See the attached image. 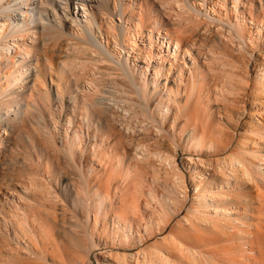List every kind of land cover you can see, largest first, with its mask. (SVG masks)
<instances>
[{
    "label": "bare ground",
    "instance_id": "1",
    "mask_svg": "<svg viewBox=\"0 0 264 264\" xmlns=\"http://www.w3.org/2000/svg\"><path fill=\"white\" fill-rule=\"evenodd\" d=\"M65 1V7L61 8V4L58 7L67 12L66 21L69 23L70 35L91 52L92 60L109 68L113 77L117 78V81L121 79L122 82L127 83L135 95L134 101H123L118 98L116 92H108L109 94L107 93L108 95L106 94L107 96L103 99L114 101L110 104L111 110L122 103L131 105L134 110L138 109L141 118L147 122V126L156 130L158 140L168 139L175 148L181 147L183 137L187 136L188 144L196 145L201 150L210 144L211 148H215V152L230 151L229 146L214 140L208 143V136L201 135L204 125L216 122H206L203 116L204 122L202 117H198L197 110L192 106L193 100L199 89H205L207 96L213 92L217 93V89H220L216 85L218 74H216L215 67H212L214 66L212 62L220 60L219 57L222 55L219 52L220 45L225 48L236 47V44L240 47L241 45L247 47L248 40L251 44L253 42L251 36L253 30L256 29L258 35L256 38L262 34L264 0H160L158 3L154 2V8L146 4L144 0L138 5L133 1L129 6L122 0H112V2L107 0L108 3H105L107 5H104L107 6L106 8L101 5L102 0ZM96 5L107 13L102 11L103 16L101 17L95 14ZM71 6L77 7V10L70 12ZM51 10V18L62 24L63 18H59L57 10ZM117 15L118 18H116ZM43 16L48 17L45 1L0 0V45H4V51L2 48V53L0 52V117H3L0 119V124L4 120L9 122V118L13 117L12 125L16 128L19 115H25L24 118L34 115L30 108L38 105L37 97L41 96L43 90L50 95L47 87L43 86L47 70H50L52 84L55 85L54 78L56 77L59 83H66L68 86L74 84L78 91L67 93L66 89L63 91L62 86L58 85L56 88L58 95L54 99V106L60 108L61 112L58 111L59 122H56L55 118L54 121L56 125H62V129L66 127L65 122H69L68 127H73V130L69 129L75 134L74 140L79 141L80 145H75L74 141H68V133H66L67 139H62L60 142L59 148L63 153L65 163L62 169L64 175L57 170L46 173L48 175L46 184L49 186L47 190L50 195L47 200L48 204L46 201L43 203L44 200L39 199L35 202L33 200L34 204L27 205L30 208L29 211L19 204L17 196L9 197L5 194L4 200L10 205L11 203L16 205L13 218L9 219V216L5 215L2 210V204H5V201L3 202L0 198V264H14L13 262L43 264L42 261L47 262L38 247L37 239H42L40 242L42 246L51 245L53 250L58 249L59 251V247L63 249L66 246L63 243L61 245L62 241L57 237L55 230L58 216L49 212L47 206H50L49 209L53 211L57 210L59 209L57 204L61 201L60 210L63 217L71 214L76 218V222H70V226L80 229L87 239L92 240L88 227L89 216L92 212H97L95 220L98 222L103 209H107L112 200L107 196L99 198L98 206H96L98 208L95 209L93 198L90 197L86 188L84 192L73 188L70 176L78 173L83 182H88L95 173L94 169L87 167L86 162L92 160V156L99 155V152H90L87 149L84 145L85 137L80 131L86 127L94 133L91 125L102 124L90 118L87 104L81 107L76 94L84 95L85 92L90 93L94 90L93 79H90L87 73L86 78L89 81L84 80L81 83L83 80L80 81L77 78V74L68 67V64L66 66L59 59L56 60L55 56L46 50L45 38H49L47 30L44 29L46 34L44 33L43 37L38 35ZM115 19H118L120 24H117ZM97 33L101 39H105L104 45L98 40ZM70 35L68 37H71ZM216 38L221 39L220 45L216 43ZM213 41L216 43H213L214 46L210 44ZM9 42L14 44L13 49ZM56 57L59 58V56ZM203 60L208 68L206 74L199 67L200 64L203 67ZM260 88L264 95V81ZM98 89L95 91L96 94L100 92ZM66 103L71 104L70 110V106H65ZM124 111L129 112L128 109L122 108L123 113ZM78 114L84 121L78 117ZM124 116L119 117L124 119ZM24 118H21V122ZM78 120H82L80 126H76V123L79 125ZM76 127H79V130ZM113 127L110 128L108 134L114 142L113 151L126 152L125 143H129V139L124 142L122 137L114 132L116 128L113 129ZM95 129V134H98L102 133L105 128L97 126ZM258 133L255 131L256 135L264 137V133ZM88 135L91 138V133ZM136 136V132H132L131 140ZM160 142H157L158 148L161 146ZM138 143L139 146L145 148L140 149L144 154L140 155V159L143 160L151 154L163 157L162 152L158 150L151 152V145L144 146L142 141ZM165 158L169 156L165 154ZM224 162L230 164L233 173H240L242 181L231 186L233 196L229 200L221 198L224 206L222 209L211 208L209 205V199L217 201L212 182L208 184L195 182L194 199L196 201L191 205L188 217L182 223L184 231L181 230L183 232L173 236L174 241L181 244L180 250L183 256L179 262L180 256L176 255V262H171V264H264V168L262 170L256 162L244 159L240 152L232 151L228 160ZM260 162L264 165L262 154ZM98 166L101 164L98 163ZM195 175L199 177L198 179H202L198 172H195ZM248 188H251V191L246 194L245 191ZM82 193L83 196H81ZM66 196L68 199L72 197V200L81 201L86 222L79 220L78 215L71 211L68 204L64 206L63 200L66 203ZM255 201L260 207L253 208ZM36 205H39L41 209L35 207ZM201 218L208 221L207 229L210 234L203 229ZM125 223L130 224V231L135 226L136 233L140 235L138 240L142 244L149 241V236L141 234L137 219L133 217L123 219L115 215L112 225L116 227V233L120 241H123L125 248L132 247L133 240L137 239L133 235H128L126 228L122 226ZM62 225L69 227L63 219ZM168 225L169 223L166 222L159 231L164 232ZM92 246L94 247V244ZM92 246L91 250H93ZM5 248H22L24 256L12 261L11 255L5 256ZM148 254L150 253L144 250L141 254L138 253L136 258ZM160 257L163 262V257L161 255Z\"/></svg>",
    "mask_w": 264,
    "mask_h": 264
},
{
    "label": "rangeland",
    "instance_id": "2",
    "mask_svg": "<svg viewBox=\"0 0 264 264\" xmlns=\"http://www.w3.org/2000/svg\"><path fill=\"white\" fill-rule=\"evenodd\" d=\"M42 1L46 2L48 17L43 16V21H41L38 29L40 34L38 35L43 37L44 29L47 30L49 38H45L47 41L46 50L55 56L56 60L59 59L66 66L68 64V67L77 74V78L80 81L83 80L81 83L84 80L89 81L86 78L87 73L90 75L88 77L93 79L94 90H91L90 93L85 92L84 95L76 94L79 97L78 103L81 107L87 104L90 118L102 124L91 125L94 133L86 127L83 128V131H80L81 135L85 137L86 143L84 145L87 149L90 152H99V155L92 156V160L86 162L87 167L94 169L95 173L88 182H83L78 173H73L70 176L73 188L74 190L81 189L83 192L86 188L87 192L90 193V197L93 198L95 209L98 208L96 206H98L99 198L107 196L112 199L110 206L108 205L107 209H103L98 222L95 220L97 212H92L89 216L88 227L92 240L87 239L80 232V229L70 226V222H76V218L72 217L71 214L63 217L60 210L61 201L57 204L59 205L57 210L53 211V209H49L50 206H47L49 212L58 216L55 230L57 237L62 241L61 245L63 243L66 246L63 249L59 247V251L58 249L53 250L51 245L42 246L40 243L41 238V240L37 239L38 247L47 259V262L42 261V263L171 264V262H176V255L180 256V262L183 256V252L180 250L181 244L175 242L173 236L184 231L182 223L188 217L191 205L196 201L194 199L196 194L195 182L197 184L212 182V186L215 187L214 195L217 201L209 199V205L211 208L222 209L224 206L221 198H228L225 200H229L233 196L231 186H234L238 181H242L240 173H233L230 164L224 162L228 160V156L232 151L240 152L244 159L256 162L257 165L262 167V170L264 168V165L260 162L261 154L264 155V137L255 134V131L259 132L258 134L264 133V95L260 88L264 81V30L262 34H259V38H256L258 36L256 29L253 30L251 33L253 42L251 44L248 40L247 47H242V45L240 47L237 44L236 47H221V39L216 38V43L221 48L219 52L222 55L219 57L220 60L212 62V65H214L212 67H215L216 74H218L216 85L220 89H217V93L213 92L208 96L205 89H199L193 100L192 106L193 109L197 110L198 117L203 118L204 116L206 120L201 119L206 122H216L215 124L204 125L201 129V135L208 136V143H210V140H214L217 143L229 146L228 150L230 151L221 152L219 150V152H215V148H211L210 144L202 151L196 145H189L187 136L183 137L182 146L175 148L168 139L158 140L156 130L147 126V122H144V119L141 118L138 109L134 110L131 105L124 103L120 106L117 105L114 110L110 109V104H113L114 101L104 100L103 97L113 91L123 101H134L135 95L130 86L122 82L121 79L117 81L109 68L92 60L91 52L85 46L80 45L74 36L70 35L69 23L66 21L67 12L58 7L59 4H61V8L65 7V0ZM122 1L127 6L132 4L133 1L137 5L142 2V0ZM159 1L144 0L151 8H154L155 3ZM102 2L101 5L106 8L107 6L104 5H107L105 4L107 0H102ZM96 6L94 11L98 16H103V12L107 13L104 9L100 10L98 5ZM51 9L57 10L59 18H63L62 24L51 18ZM76 10L77 7H70V12ZM118 17L117 15L116 18ZM115 21L120 24L118 19H115ZM69 35L71 37H68ZM97 36L98 40L103 42L104 45L105 39H101L98 33ZM213 43L214 41L210 44L214 46L216 43ZM9 45L12 49L14 48L13 43L9 42ZM2 48L4 51V45L1 44V53ZM56 56H59V58ZM202 62L203 67L202 64L199 67L206 74L208 68L206 64L204 65L205 61ZM49 71L47 70L43 86L47 87L50 95H47L43 90L41 96H38L39 99L36 96L38 105H33L34 110L30 108L34 115L26 116V118H24L25 115H19L16 128L12 125V119H14L12 116V118H9V122L4 120L0 124V189L2 188L0 198L4 202L5 194L9 197L15 195L18 197L19 204L29 211L28 206L34 204L36 200H44L43 203L46 201L48 204L47 200H49L50 195L49 190H47L49 186L46 184L48 176L46 173L57 170L61 175H64L62 169L65 167V163L63 153L59 147L62 139H67L66 133H68V141H74L75 145H80L79 141L74 140L75 134L72 132L73 127H68L69 122H65L66 127L62 129V125H56L54 121L55 118L56 122H59L58 111L61 112L60 108L54 106V99L58 95L56 89L58 85L59 87L62 86L63 91L66 89L65 92L67 93L78 91L74 84L68 86L66 83H59L56 81V77L54 78L55 85L52 84V76ZM53 74L55 75V73ZM97 89L100 92L96 94ZM65 106H70L69 110L72 108L71 104L68 103ZM118 107L120 108L118 109ZM122 108L128 109L129 112L124 111L123 113ZM120 115H125L124 119L120 118ZM78 117L82 119L80 115ZM1 118L3 117L1 116ZM21 118H24L23 122H21ZM82 120H78L79 125L76 123V126H80ZM84 123L86 124V122ZM97 126L105 128L104 131L95 134ZM111 127L115 129L114 132L118 133V136L120 135L119 137H122L124 142L129 139V143H125V146H127L126 152L113 151L114 142L108 135ZM76 129L79 130V127H76ZM131 131L136 132L137 135L136 138L133 137V140H131L132 137L130 138ZM89 133H91V138H89ZM140 141L144 143V146L151 145V152L156 150L162 152L163 157H156L151 154L143 160L140 159V155H144L141 150L145 149L143 146H139L138 142ZM159 141H161V146L158 148L157 142ZM165 154L169 158H165ZM218 162H220L219 165ZM98 163L101 166H98ZM90 172L92 173V170ZM195 172H198L202 179H198L199 177L195 175ZM250 191L251 188H248L245 192L248 194ZM81 196H83V193ZM206 196L209 198V194ZM198 198L200 199V197ZM65 199L67 201L65 203V200H63L64 206L68 204L67 206L70 207L71 211L78 215V219L86 222L81 201L79 199L72 200V197L68 199V196ZM4 203L6 205L2 204V210L5 215L9 216V219L13 218L16 205L13 203L10 205L6 201ZM253 205L255 206L253 208L260 207L256 201ZM35 207H39V205ZM39 208L41 209V207ZM35 210L37 209L35 208ZM115 215L123 219L126 217L137 219L141 234L149 236V241L142 244L138 240L140 235L136 233L135 226L130 231V224L125 223L122 226L126 228L128 235L137 237L133 240L132 247L125 248L123 241H120L116 233V227L112 225ZM62 219L67 222L69 227H63ZM201 221L205 232L210 234L207 229L208 221L203 218H201ZM166 222L169 223L167 229L164 232L159 231L161 227L165 226ZM91 246L93 250H91ZM4 250L5 256H12V261L24 256V249L22 248H5ZM144 250L150 254L136 258V255L141 254ZM7 252L11 254L7 255ZM160 255L164 259L163 262ZM13 263L19 264L17 262Z\"/></svg>",
    "mask_w": 264,
    "mask_h": 264
}]
</instances>
